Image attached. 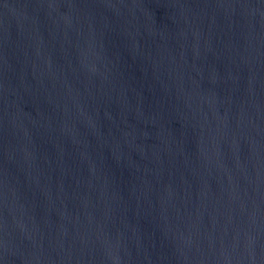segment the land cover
<instances>
[{"label":"water","instance_id":"obj_1","mask_svg":"<svg viewBox=\"0 0 264 264\" xmlns=\"http://www.w3.org/2000/svg\"><path fill=\"white\" fill-rule=\"evenodd\" d=\"M0 264H264V0H0Z\"/></svg>","mask_w":264,"mask_h":264}]
</instances>
